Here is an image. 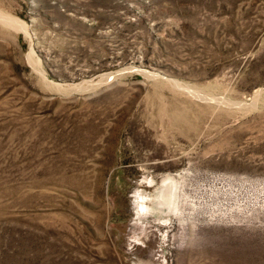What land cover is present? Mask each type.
I'll use <instances>...</instances> for the list:
<instances>
[{
	"label": "rangeland",
	"instance_id": "rangeland-1",
	"mask_svg": "<svg viewBox=\"0 0 264 264\" xmlns=\"http://www.w3.org/2000/svg\"><path fill=\"white\" fill-rule=\"evenodd\" d=\"M0 14V264H264V0Z\"/></svg>",
	"mask_w": 264,
	"mask_h": 264
},
{
	"label": "bare ground",
	"instance_id": "bare-ground-1",
	"mask_svg": "<svg viewBox=\"0 0 264 264\" xmlns=\"http://www.w3.org/2000/svg\"><path fill=\"white\" fill-rule=\"evenodd\" d=\"M5 20L7 22L12 23V24L18 25L20 27V29L26 35H28V30H27L25 24H23L22 22H20L18 20H15V19H13L11 17H7V18H5ZM179 87L181 88L182 86H179ZM182 91H185L187 93H189V92L193 93V90L190 87H188V86L187 87H182ZM233 106H238V107L244 106V103L233 102ZM176 187H177L176 186V181L174 180V178L170 177V178H167L164 181V183L162 185V188L160 189V191L158 193V200H159L158 205H159V207H165V208H168L169 211L171 210L172 205H173V201H174V197H175V193H176Z\"/></svg>",
	"mask_w": 264,
	"mask_h": 264
}]
</instances>
